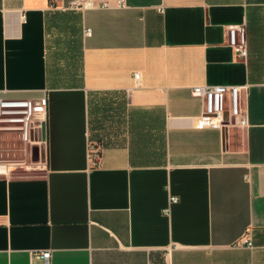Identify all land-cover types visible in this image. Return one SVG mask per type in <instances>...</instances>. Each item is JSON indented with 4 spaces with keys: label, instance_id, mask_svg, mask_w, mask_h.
Listing matches in <instances>:
<instances>
[{
    "label": "crops",
    "instance_id": "1",
    "mask_svg": "<svg viewBox=\"0 0 264 264\" xmlns=\"http://www.w3.org/2000/svg\"><path fill=\"white\" fill-rule=\"evenodd\" d=\"M125 2L0 0V97L48 98L41 169L0 165V264H264V0ZM203 85L248 124L198 128Z\"/></svg>",
    "mask_w": 264,
    "mask_h": 264
},
{
    "label": "built area",
    "instance_id": "2",
    "mask_svg": "<svg viewBox=\"0 0 264 264\" xmlns=\"http://www.w3.org/2000/svg\"><path fill=\"white\" fill-rule=\"evenodd\" d=\"M120 8L126 7L125 0H115ZM77 6V4H75ZM82 8L93 7L92 3L80 5ZM108 7V4L101 6ZM87 36L91 35L90 30H86ZM228 44L233 49L237 57L245 59L248 57L247 30L245 26L234 25L228 29ZM139 74H135V79H139ZM244 87L224 86V85H203L192 88V94L201 98L203 113L198 118V128H210L227 131L232 124L246 126L248 124L247 113L241 108V92ZM48 111V98L46 96L35 99H12L0 97V133L18 136L25 145V149L30 152L33 162L34 157L42 158L46 150V137L43 136V128ZM37 149V152H35ZM45 157V156H44ZM38 158V159H39ZM92 166L97 165L92 152L90 154ZM0 165L6 166L8 170H18L17 166L22 163H11L0 161ZM171 203L178 202V198L172 197ZM246 245L253 248L251 240L245 241ZM39 256L50 264L51 252L44 251Z\"/></svg>",
    "mask_w": 264,
    "mask_h": 264
},
{
    "label": "rangeland",
    "instance_id": "3",
    "mask_svg": "<svg viewBox=\"0 0 264 264\" xmlns=\"http://www.w3.org/2000/svg\"><path fill=\"white\" fill-rule=\"evenodd\" d=\"M44 156L39 158L37 154V162H33L30 152L25 149V145L18 136L0 133V161L22 163L21 166H17L18 171L35 172L40 170Z\"/></svg>",
    "mask_w": 264,
    "mask_h": 264
},
{
    "label": "water",
    "instance_id": "4",
    "mask_svg": "<svg viewBox=\"0 0 264 264\" xmlns=\"http://www.w3.org/2000/svg\"><path fill=\"white\" fill-rule=\"evenodd\" d=\"M45 135H46V128H45V125H44V128H43V136L45 137ZM35 152H36V149H35ZM37 158L36 157H34V160H36Z\"/></svg>",
    "mask_w": 264,
    "mask_h": 264
}]
</instances>
